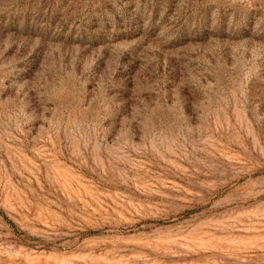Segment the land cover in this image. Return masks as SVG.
I'll return each instance as SVG.
<instances>
[{
  "label": "rangeland",
  "instance_id": "1",
  "mask_svg": "<svg viewBox=\"0 0 264 264\" xmlns=\"http://www.w3.org/2000/svg\"><path fill=\"white\" fill-rule=\"evenodd\" d=\"M0 264H264V0H0Z\"/></svg>",
  "mask_w": 264,
  "mask_h": 264
}]
</instances>
